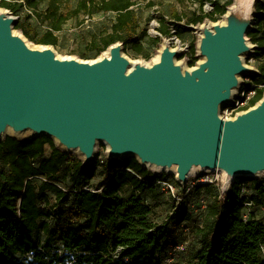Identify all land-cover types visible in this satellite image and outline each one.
I'll list each match as a JSON object with an SVG mask.
<instances>
[{"label": "trees", "instance_id": "1", "mask_svg": "<svg viewBox=\"0 0 264 264\" xmlns=\"http://www.w3.org/2000/svg\"><path fill=\"white\" fill-rule=\"evenodd\" d=\"M16 1L40 12L45 29L39 35L20 20L15 28L45 46L58 44L57 33L69 21L81 26L96 15L114 14L109 26L90 36L91 49L79 53L86 60L118 43L138 54L142 42L157 43L142 26L134 0H0V7L17 16ZM233 1L216 2L212 13L194 15L187 24L216 22ZM255 9L247 38L256 45L255 56L263 57L264 0ZM173 17L183 19L175 11ZM196 55L192 43L191 67ZM250 78L264 85V65ZM256 91L251 106L263 98L264 90ZM162 182L176 187L179 203ZM177 185L174 175L154 174L134 157L83 168L81 159L46 136H8L0 141V264H264V178L237 177L226 193L216 183L180 192ZM168 205L174 213L159 226L157 210ZM180 244L186 248L177 250Z\"/></svg>", "mask_w": 264, "mask_h": 264}, {"label": "water", "instance_id": "2", "mask_svg": "<svg viewBox=\"0 0 264 264\" xmlns=\"http://www.w3.org/2000/svg\"><path fill=\"white\" fill-rule=\"evenodd\" d=\"M239 1L234 6L242 17L234 19L236 8H229L226 24L198 26L204 60L190 70L176 64L179 49L169 47L158 63L131 67L121 43L94 62L61 60L50 47L31 48L15 35L18 19L4 9L0 141L8 128L46 136L68 154L77 151L83 168L94 163L95 147L103 142L109 160L134 157L144 168L175 167L184 186L195 168L222 171L227 188L237 177L264 174V97L234 118L219 115L240 89L238 77L256 74L242 56L252 49L246 38L259 0L249 17Z\"/></svg>", "mask_w": 264, "mask_h": 264}, {"label": "rangeland", "instance_id": "3", "mask_svg": "<svg viewBox=\"0 0 264 264\" xmlns=\"http://www.w3.org/2000/svg\"><path fill=\"white\" fill-rule=\"evenodd\" d=\"M76 1V0H74ZM136 5V10L139 14V18L141 20L142 26L147 29L148 35L154 39L157 40V43L154 45H151L152 43L145 44L143 54H138L134 50L131 49H124L123 48V54L124 56L131 62H140L144 65H152L157 56L159 55L165 40H168L170 42V47L173 50L180 49L181 52L177 54L175 57L176 64L180 65L183 70H190L194 67H196L199 63H201L204 58L199 56L198 53V44L200 41V33L198 32L197 28L198 26L194 25H188V19L194 18L195 16L199 15H205L210 14L214 10L215 3L219 2L222 6H226L230 0H186L184 4H180L178 0H134ZM150 1L154 3L153 6H149ZM235 1H233V5L231 7H228L226 11L229 8H232L235 4ZM16 7L19 9V14L17 16L13 15L10 11V13L18 19V21H22L25 25H29L33 29H37V33L40 35L44 31V25L42 23V15L37 14L40 12H34L32 9L28 8L23 1H16ZM1 8V7H0ZM4 9V8H1ZM43 7H40V10H42ZM6 10V9H5ZM177 12L180 16L183 17L181 22H177L176 19L173 17V12ZM254 20L253 25L256 23L255 16L257 15L256 9L254 7ZM115 17L114 14H99L96 15L91 21L85 20L84 24L79 26L74 21H69L63 28L62 32L57 33L58 35V44L55 46H45L40 45L35 42L30 41L27 39L22 31L17 30L14 28L13 33L15 35H19L28 46L31 48H42V47H50L55 52V55L60 59H75L80 62H94L99 60L101 57H103L106 52L101 54L98 58L92 57L91 59H84L79 56V53L86 52L89 49H91L89 42H90V36L94 33H98L105 27L109 26L112 21H114ZM218 20L216 22H213L210 18L206 19L204 23H222L224 22V16H221L217 18ZM203 23V24H204ZM201 25V24H200ZM16 27V26H15ZM184 28V30L179 33L177 32L179 29ZM167 31V35H163L162 32ZM177 33V34H176ZM249 45L252 47L251 51L248 53H245L242 56V60L245 66H248L252 69H254L256 72V75L260 73V69L264 65V56L263 57H257L255 56L256 52V45L253 44L248 38ZM192 43H196L197 48V55H196V65L194 67H191L189 65L190 61V48ZM239 83H240V89L245 87L247 83L253 84L250 75H242L238 77ZM254 85V84H253ZM240 89L235 90L234 99L239 94ZM233 99V100H234ZM239 110L236 108L235 103H231L230 105L221 106L219 110L220 117L224 119H230L234 118L235 114ZM12 137L13 134H7L4 137L1 138V140L5 139L6 137ZM33 133L26 132L22 136H17L18 139H25L28 137H32ZM55 145L60 147L56 141ZM46 152L45 155L48 156L50 153L49 146H46ZM109 147L103 143L98 142L95 147V161L93 164H102L105 161L109 160ZM73 155H75L77 158L81 159L83 161V157L77 153V151L72 152ZM147 170L151 171L154 174L158 175H164V174H170L174 175L176 177L177 171L176 168L173 167L171 169H164L159 170L154 167H146ZM212 176L215 179L216 184L220 186L222 193H226L230 190L231 187L225 188V179L226 176L222 171L216 170V171H210V170H201L199 168H195L192 170V172L189 174L187 182H186V188L193 187L198 180L206 177V176ZM255 179H263L264 174L260 176L253 177ZM102 180V176H97L94 179V183H98ZM178 186V185H177ZM181 187V188H180ZM180 187L178 186V191L180 192L183 188L180 184ZM54 197L51 196V201L53 202ZM167 199V198H166ZM195 208H200V206H196ZM174 208L170 205L163 206L158 208L157 214L155 215L154 221L160 226L164 219L170 214L173 215ZM186 248V244H180L176 249L177 250H184Z\"/></svg>", "mask_w": 264, "mask_h": 264}, {"label": "built area", "instance_id": "4", "mask_svg": "<svg viewBox=\"0 0 264 264\" xmlns=\"http://www.w3.org/2000/svg\"><path fill=\"white\" fill-rule=\"evenodd\" d=\"M257 89H263L264 90V85L250 84V86L243 87L242 89H240L239 94L235 97V99L232 102L233 104L235 103L236 108L239 110L235 114V116L237 114L244 112V111L250 109L251 107H253L250 104H251V101L256 97V94H257L256 90ZM263 97H264V94H263ZM213 178L214 177L208 175V176L198 180L194 186L208 185V184L216 183L215 179H213ZM161 184H162L164 190H166L169 194L172 195L173 198L176 199V203H179L181 201V198H179L177 195V189L173 184H171L169 182H162ZM181 186L183 188H185L186 185L185 186L181 185Z\"/></svg>", "mask_w": 264, "mask_h": 264}, {"label": "bare ground", "instance_id": "5", "mask_svg": "<svg viewBox=\"0 0 264 264\" xmlns=\"http://www.w3.org/2000/svg\"><path fill=\"white\" fill-rule=\"evenodd\" d=\"M241 1H243L242 3H244V4H246L247 6H246V14L248 15V17L250 16V14H251V12H252V9H253V7H252V4H253V2L255 1V0H241ZM241 1H239L238 3H240ZM245 6V5H244ZM244 6H241L242 8H244ZM240 7V6H239ZM239 7H235V6H233L232 7V9H235L236 8V12H235V15L236 16H234V19H238V18H240V17H242L241 15H243L242 14V9L241 8H239ZM245 9V8H244ZM233 11V10H232ZM6 12H5V10L4 9H1L0 8V17H3V15L5 14ZM229 14V13H228ZM228 14L224 17V22H222V23H220V24H226V22H227V17H228ZM216 24V23H215ZM200 28L201 29H203L204 28V25L202 24V25H200ZM166 47H169L172 51H175V50H173L171 47H170V42L168 41V40H165V43H164V45H163V47H162V49H161V51H160V53L162 52V50L163 49H165ZM45 48H47V47H42V48H39L40 50H43V49H45ZM178 52H180V49H179V51ZM160 53H159V55L157 56V58H156V60H155V63H158L159 62V60H160ZM110 56V54H109V51L108 52H106V54H105V57H109ZM62 60V59H61ZM137 64L138 62H135V61H133L132 62V65H131V67H133V64ZM129 68V71L132 69V68ZM234 94H235V91L233 92V96H234ZM26 132H29V131H25V132H21V133H15L14 132V130L13 129H11V128H8L7 130H6V132H5V135H7V134H13V135H18V136H22L23 134H25ZM4 135V136H5ZM260 175H262V174H259V176ZM229 185H228V182L226 181L225 182V188H227Z\"/></svg>", "mask_w": 264, "mask_h": 264}]
</instances>
